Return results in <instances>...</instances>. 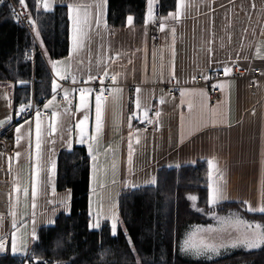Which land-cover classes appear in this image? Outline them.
<instances>
[{
  "label": "crops",
  "instance_id": "0c3cea01",
  "mask_svg": "<svg viewBox=\"0 0 264 264\" xmlns=\"http://www.w3.org/2000/svg\"><path fill=\"white\" fill-rule=\"evenodd\" d=\"M107 1L104 17L106 23ZM68 2L69 0H57L56 4ZM80 2L93 4L94 0H80ZM253 2L255 8L251 7ZM221 3L225 7H221ZM176 11L177 9L170 13ZM164 18L162 24L165 27L161 31V40L158 44L152 42L145 25L135 26L134 19L131 26L127 23L124 27L115 29L107 26V29L101 27L97 30L93 23L90 33L92 38L86 42L84 51L72 55L70 59V53L65 58L56 59L62 61V67L67 68L65 74L69 77L76 75L79 82L86 81L87 74H95L104 66H107L109 76L113 71L120 72L122 75L119 77L117 86L122 91L112 93L111 89L114 86L113 84L110 86V98L102 101L103 129L98 136L95 132L94 95L88 96L89 107L86 110H78L80 105L78 90L69 96L70 104L56 97V100L46 109L50 111L49 115L45 116L40 112L42 140L45 141L42 148L47 154H51L52 149L55 150L54 158L57 166L58 153L62 149L75 145L88 147L87 142L79 143V130L75 127L87 112L89 116L87 132L91 136H97L96 139L102 144L97 155L105 153L102 159L95 156L98 158L95 169L94 160L90 156V189L93 182V169L95 183L100 180L98 176H106L114 168L120 172L121 179L122 176L127 175L126 168L129 166L127 144L129 131H131L134 149L130 166L134 183L132 187H137L139 184H152L144 181L153 179L156 170L161 166H182L198 160H207L209 164L211 160L215 167L209 165V200L211 186L219 183L224 186L227 197L219 203H241L247 209V205L243 203L247 201L253 207H257L261 201H264V92L262 91L264 78L257 80L259 90L255 94L248 88L249 80L238 79L234 75L217 79L212 71H223V68L228 66L232 68V74L234 67L238 65L246 70L258 67L264 74V0H235V4L229 3V0H191V7L186 10V14L180 20L172 19L169 14ZM173 27L176 29L175 36L171 32ZM97 32H99L98 35ZM109 57L112 59L109 60ZM98 61L100 63H97ZM205 75L208 77L207 80L204 78ZM200 76L203 77L204 82L201 86H197L196 79ZM55 79L61 86L57 91H60L62 95V88H75L73 84L61 85L60 81L65 82V80H59L56 77ZM213 86H219L221 90L220 101L214 106L209 103ZM137 87L142 90L140 93L142 104L147 105L149 109L148 119L153 120L154 123L144 119L143 111H138L135 105L132 111H129L127 100L129 89L134 88L135 91ZM171 90L175 92V95L170 94ZM181 91L185 93L183 97ZM201 91L207 98V108L202 106L205 98L199 95ZM161 97L164 98V104H160ZM51 99L52 97L45 104ZM4 102L12 103L11 87L0 86V111ZM189 104H192L191 111L188 108ZM65 107L68 108L67 112ZM208 109L219 113L215 125L212 123ZM54 110L61 114L59 120L63 127H58L52 136H47V125L53 119ZM157 111L161 113L159 118L155 117ZM134 112L140 119L133 118L131 129H129L128 118ZM35 119L36 117L27 120L29 123H21L23 125L21 135L24 139L21 140L19 148L15 144V153L12 156L14 158L16 152L20 151L19 163L13 159L11 171H9V162L6 171L1 166L4 175L8 178V183H2L0 188L7 194L6 201L0 197V203L6 202L0 205V214L8 213L9 215L10 208L16 209L18 213V209H23L25 200L28 201L25 206L30 205V210L34 213L40 208L52 209L62 198L63 202L68 201L67 209L64 206L62 212H67L69 209L71 199V196L68 197L69 190L57 189L56 175L48 183L47 191L39 190L33 201L34 177L30 175V172L33 170L35 159ZM190 121L195 122V127L190 125ZM29 128H31L32 164L27 159ZM182 133L183 143H181ZM136 137H139V144L135 142ZM69 139L71 145L67 143ZM52 140H55L54 144L50 143ZM91 143L93 149L94 140ZM108 153H111L109 158L106 156ZM92 155H94L93 152ZM3 161L1 159L0 163L3 164ZM17 174H19L21 186L19 194L15 191ZM45 179V173L42 172L41 184L45 182ZM25 188L29 191L27 197L23 194ZM17 195H19L18 203ZM42 201H48V204L43 205ZM33 202H35V208L32 207ZM210 206L216 207V205ZM214 210L220 217H241L237 212ZM211 211L212 209L206 213L209 220L207 223L196 224L190 227L191 230H186L179 250L187 235L197 226H217V220L212 217ZM52 212L42 217L52 215L54 217ZM241 218L249 222H257L244 216ZM6 219L0 227V233L4 225H7ZM223 239L227 242L230 237L225 234ZM252 250L244 246L227 247L221 249L214 257Z\"/></svg>",
  "mask_w": 264,
  "mask_h": 264
},
{
  "label": "trees",
  "instance_id": "16d2710c",
  "mask_svg": "<svg viewBox=\"0 0 264 264\" xmlns=\"http://www.w3.org/2000/svg\"><path fill=\"white\" fill-rule=\"evenodd\" d=\"M18 1V0H17ZM28 11L40 32L16 24L12 7L0 4V86L12 88V108L35 100L42 103L53 93L55 79L48 63L69 55L70 20L67 4L54 10L37 12L35 0H27ZM164 18L177 9V0H160ZM148 0H108L107 26L121 28L133 17L135 26H144ZM43 40V52L35 59L26 54ZM41 45V44H40ZM20 81L25 83L21 84ZM90 155L85 145H75L58 153L56 186L70 190V210L57 215L53 224L37 229L29 253L48 264H264V247L217 256L208 262L194 261L180 253L184 233L190 227L206 223L209 205V164L207 160L156 170L155 183L124 188L119 196L121 227L116 235L105 221L99 229L90 228ZM196 195L193 207L189 196ZM220 212H237L241 217L264 223V214L247 211L241 203L223 202L214 208ZM131 238V243L129 239ZM0 254V264H21L23 256L9 248ZM134 248V251H133Z\"/></svg>",
  "mask_w": 264,
  "mask_h": 264
},
{
  "label": "snow or ice",
  "instance_id": "6c2138e0",
  "mask_svg": "<svg viewBox=\"0 0 264 264\" xmlns=\"http://www.w3.org/2000/svg\"><path fill=\"white\" fill-rule=\"evenodd\" d=\"M57 0H35V7L37 12L42 8L46 12H51L54 10V5L56 4ZM155 0H148V21H151L154 18V11H153V4ZM5 0H0V4H4ZM18 3L20 7L23 9V12H17L16 8H12V12L15 15L17 22H19V19L21 16L26 17L28 20L29 25L33 28L35 35L37 38L40 37V32L38 28L36 27V20L32 18L31 13L28 11V3L27 0H18ZM229 3L235 4V0H229ZM105 5L106 0H94L93 4L88 3H82L80 0H69L67 3V16L69 20L71 21V52L69 59L72 55L78 54L82 51H84L86 47V42L91 40V29L93 27V23L95 25V28L99 30L101 27L107 29V23L104 19L105 17ZM221 7H225L223 3L220 5ZM177 11L175 13H169V17H171L174 20H180L181 17H183L186 14V10L191 7V0H177ZM252 8H255V3L253 2L251 5ZM95 9V11H93ZM167 19V18H164ZM133 18L129 16L127 18V23L129 26L132 25ZM146 21V23L148 22ZM165 25H160V30H164ZM171 32L173 36H175L176 29L173 27L171 28ZM99 32H97V35ZM40 44L43 47V40H40ZM257 52L259 53V49H257ZM44 54H47V49H44ZM174 49H173V55H174ZM31 58V55L30 57ZM112 58L109 57V60ZM82 62V61H81ZM48 63L51 65V70L55 74V77L59 80H68L69 75L65 74L67 72L66 67H62V61L60 60H53L49 58ZM97 63H100L99 61ZM131 63V61H129ZM232 71L231 67L225 66L223 68V72L225 75H230ZM122 74L120 72L113 71L111 74V82L113 84V88L111 89L112 93L120 92L122 91L121 88H119L117 85L119 83V77ZM101 77H109V71L107 66H104L101 68L98 72L95 74L89 73L87 74V79L85 81V84H87L90 81L100 79L101 89L100 93L95 96V132L97 136L102 132L103 129V92L105 89L103 88V79ZM204 78L207 80L208 77L205 75ZM21 84L25 83L24 81H20ZM71 83L73 85L78 84L79 81L77 80L76 75H71ZM58 88H61V86L57 83L56 79H53L51 84V91L53 93L52 99L48 101V103L44 104V108L47 109L49 105H51L56 100V93ZM63 91V99L64 101H69V96L73 95L77 89L76 88H62ZM79 91V99H80V105L78 110H86L89 107L88 104V96L91 95L93 89L90 87H80L78 89ZM141 88L137 87L135 89L136 98H135V106L136 109L143 111L144 119L148 120L149 123H154L153 120L148 119V112L149 109L147 105L142 104L140 93ZM184 91H181V96H184ZM201 97L205 98V103L202 105L203 107L207 108L206 103V97L203 91L199 93ZM164 98H160V104H164ZM183 103V101H182ZM33 108V105L31 101L28 103H21L19 110L17 112V115L26 112L27 110ZM189 111L192 109V104L188 105ZM68 111V108L65 107V112ZM210 117L212 118V123L215 125L216 118H218L219 113L213 111L212 109H208ZM160 112L157 111L155 113V117L159 118ZM40 110L35 111V159L33 164V170L30 172V175L34 177L33 184H32V198L33 201H35V197L37 195V192L41 189L44 191H47L48 183L51 182V178L55 177L56 175V161H55V150H51V154H47L46 151L42 148V145L45 143L44 140H42V130H41V120H40ZM53 119L49 121L47 125V136H52L53 133H55L58 129V127H63L62 122L59 120L60 113L58 111H53ZM140 119L139 115H137L136 112H134L131 116H129V124L128 127L131 129V120ZM11 115H7L5 120H0V127H3L5 123L11 122ZM183 122V117L181 118ZM88 121L89 116L87 112H85L82 119H80L75 127L79 130V143L84 144L88 143V150L89 155L92 156V159L95 160L96 157L92 155V143L91 141L96 140L97 136H91L87 132L88 127ZM26 123H29L28 121H25ZM190 125L192 127H195V122L190 121ZM21 125L20 127L15 128L16 137H15V144L16 147H20L21 140L24 139V137L21 135ZM183 127V123H182ZM133 133L129 131V139H128V164L131 166L132 159H133ZM136 144L140 143L139 137H136L135 139ZM28 149H27V159L30 164H32V140H31V128L28 130ZM50 143L54 144L55 140L50 141ZM69 145H71V140L69 139L67 141ZM181 143H183V133L181 134ZM21 156V152L17 151L15 154V157H8L9 161V171H11V162L13 159L19 163V158ZM209 165L211 167H215V164L213 161H209ZM44 172L46 179L43 184H41L40 176L41 173ZM155 178L151 180V183H155ZM15 191L17 194L21 192V186L19 184V174H17V180L15 182ZM52 191L55 192L54 184L52 185ZM23 194L25 197L29 195V191L27 188L23 189ZM71 193L70 190L68 192V197L70 198ZM224 186L222 184L216 183L211 186V195L209 203L210 205H217L221 200L226 199ZM11 199V196H10ZM189 200L193 202V207L198 212H203L204 210L202 208H199L196 206V201L198 200V197L196 196H189ZM19 202V195H17V203ZM64 206L67 209V203L68 201L65 200ZM245 205H247V211L249 212H258L261 214H264V201H261L259 206L253 207L249 202L244 201ZM35 202H33L32 207L35 208ZM10 215L13 217L12 227L16 228V221L15 216L16 212L14 209L10 208ZM211 215L214 219L217 220V226L213 227L209 225L208 227L204 226H197L196 229L187 235V237L184 240V243L181 247V252H183L186 255H194L197 257L204 256L208 259H211L212 256L218 255L220 250L227 247H238V246H244L249 250L257 249L264 247V223L260 222H249L247 220H244L243 218L239 216H228V217H220L217 216L214 208L211 211ZM117 217L114 214L112 216V223H111V232L113 235L117 234ZM4 217L0 215V227L3 226ZM35 221L33 220V224ZM49 224L54 225V221L49 220ZM90 228L93 229H99L100 224L99 222L92 223L90 225ZM227 234L230 239L225 242L223 239V236ZM31 238L32 239H38L35 228L33 227V230L31 232ZM129 243H131V238L129 237ZM17 237L15 232L12 233V242H11V252L13 254H16L18 251L17 248ZM6 250V242L2 237H0V253L4 252ZM134 251V248H133ZM23 255L27 256L29 260L33 261V264H48L47 261H41L38 257H32L29 256L27 251H23ZM137 264L139 262L137 261Z\"/></svg>",
  "mask_w": 264,
  "mask_h": 264
},
{
  "label": "rangeland",
  "instance_id": "374dc122",
  "mask_svg": "<svg viewBox=\"0 0 264 264\" xmlns=\"http://www.w3.org/2000/svg\"><path fill=\"white\" fill-rule=\"evenodd\" d=\"M160 3V0H157ZM26 59L31 60L30 58H27V54H26ZM49 99V97L45 98L43 100L42 103L45 104V102ZM7 100V99H6ZM36 102L35 100H33L31 103ZM41 103V104H42ZM4 106L5 109L9 108L12 110H17L20 106H18L16 109L12 108V103L10 102H4ZM1 109H3L2 105H1ZM130 111V110H129ZM127 113H128V109H127ZM25 122V121H24ZM23 123V122H22ZM21 125V123L17 124L16 126ZM94 147L92 149V152L94 153V156L99 157V159H102L103 154L105 153H99L98 154V150L102 147V144L96 139L94 140L93 143ZM127 155H128V151H127ZM109 157H111V153H108V155H106ZM96 157V159L94 160V169H95V165H96V161L98 160V158ZM4 159L3 164L0 163V188L2 186V183H8L7 180L8 178L4 175L3 169L1 168L4 167L5 171L6 166L8 164V157L4 154L0 152V160ZM6 163V165H5ZM94 169H93V182L91 184V190H90V206H89V212L91 215V224L95 223V222H99L100 227L104 224L105 221H108L110 224L112 223V216L115 214L117 219V232L120 229L122 224L121 220H120V215H119V211H118V205H119V196L121 191L124 188H128V187H132L134 186L133 180L131 178V168L130 165L126 168L127 171V175L122 176V179L119 177L120 172L114 168L106 174V176L101 175L98 176L100 178V180L95 183V175H94ZM153 178H155V176H153ZM151 178H149V180L144 181L146 183H151ZM140 185V184H139ZM196 196V195H193ZM0 197L3 199V201L7 200V194L4 191L0 190ZM63 200L60 199V202L58 205H55L54 207H52V209L49 208H40L38 209L35 213L30 210V205L29 206H25L28 201H24V207L22 210H19L18 208V213L16 212V216H15V221H16V228L12 227V222H13V217L10 216V214L8 215V213H4V214H0L6 219V223L3 230L0 233V237H2L3 239L6 236H9L10 242H9V247H10V251H11V242H12V233L15 232L16 237H17V255H21V256H25L23 255V251H27L29 252L30 250V246L31 243L34 239L31 238V232L33 230V227L35 228V232H37V229L42 226V225H46L49 224V220L54 221L55 218L57 217L58 214H60L63 211V207H64V203H61V201ZM63 202V201H62ZM70 202V200H69ZM6 202H2L0 203V205L5 204ZM42 204H48V201H42ZM19 207V205H18ZM65 210V209H64ZM70 210V207L68 209V211ZM50 211H53L52 213L54 214L52 216H45L42 217L43 215H47ZM11 219H10V218ZM34 218V219H33ZM33 220L35 221V223L33 224ZM5 221V220H4ZM209 220H207L208 222ZM206 222V223H207ZM90 224V225H91ZM123 225V224H122ZM195 226V225H194ZM9 229V231H8ZM93 229V228H92ZM192 228H189L187 230H191ZM186 233V231H185ZM184 233V235H185ZM7 248V246H6ZM7 250V249H6ZM5 250V251H6ZM4 251V252H5ZM231 251V250H228ZM2 252V253H4ZM233 252V251H231ZM0 253V254H2ZM180 253L183 256H187L188 258L194 260V261H200V262H208L210 260H212L214 258V256H212L211 259H208L204 256L201 257H197L194 255H186L183 252H181L180 249ZM230 253V252H229ZM228 254V253H227ZM139 264L140 261H138Z\"/></svg>",
  "mask_w": 264,
  "mask_h": 264
},
{
  "label": "built area",
  "instance_id": "2783aa9c",
  "mask_svg": "<svg viewBox=\"0 0 264 264\" xmlns=\"http://www.w3.org/2000/svg\"><path fill=\"white\" fill-rule=\"evenodd\" d=\"M5 2L7 4H9L12 8L15 7L16 11L19 12H23V9L20 7L18 1L16 0H5ZM153 11H154V18L151 21H148V10H147V14H146V19H145V28L147 29L148 33L151 36L152 42L154 44H158L161 40V30H160V25L163 22V17H162V13H161V6L159 1L155 0L154 4H153ZM15 17V15H14ZM15 21L16 24L21 26V27H26V28H32L26 17L21 16V18L19 19V22H17V19L15 17ZM146 21H148L146 23ZM44 54L43 49L41 47V45L37 42V46L32 49L31 51H29L27 53V58L30 57L31 55V60L35 59V57L37 56V54ZM212 74L214 77H216L217 79L220 78H229L232 77L234 75V77L238 78V79H245V80H249L248 83V88L251 89L253 92H255V94L258 92L259 90V86L257 85V80L259 78H264V74L262 73L261 69L258 67H253L250 69H242L240 68L238 65H236L233 69L232 74L230 75H225L223 71H212ZM111 76L106 77L103 79V88L105 89V91L103 92V100H106L108 98H110V86L112 85ZM196 85L197 86H201V84L204 82V79L202 76L198 77L196 79ZM60 84L65 86V85H72L71 83V77H69L68 80H65V82L60 81ZM77 90L80 87H90L93 89L91 95L96 96L97 94L100 93V89H101V84H100V79H96L93 81L88 82L87 84H85V81H81L78 84L73 85ZM262 91L264 92V85L262 87ZM170 94L175 95V92L173 90H171ZM57 99L60 101H63V95L60 91H57V93L55 94ZM52 96H50L49 98H51ZM135 91L134 88H130L129 89V94H128V103H129V110L132 111V109L134 108L135 105ZM221 98V90L219 86H213L212 90L210 92V96H209V103L210 105L214 106L216 105ZM33 108L27 110L24 113H21L19 115H17V112L19 110V108L17 110H12L9 108L5 109L4 104H2L3 109L0 111V120L6 118L7 115H11L12 119L10 123H5L3 127H0V151L3 152L6 156L8 157H12L15 153V127L17 124L22 123L24 121H27L29 119H32L35 117V111L38 109L40 110V112L47 116L50 114L49 110H46L44 108V103H36L33 102L32 103ZM9 236H6L4 238V241L6 242V246H7V241H8ZM29 256L35 257L34 255H31L28 252ZM21 264H33V261L29 260L27 256H24L21 259Z\"/></svg>",
  "mask_w": 264,
  "mask_h": 264
},
{
  "label": "bare ground",
  "instance_id": "6f19581e",
  "mask_svg": "<svg viewBox=\"0 0 264 264\" xmlns=\"http://www.w3.org/2000/svg\"><path fill=\"white\" fill-rule=\"evenodd\" d=\"M17 1V0H16ZM1 152V151H0ZM1 153H3V152H1ZM8 157V156H7ZM4 160V159H3ZM7 182H8V180H7ZM7 245H8V243H7ZM7 249V248H6ZM24 257V256H23Z\"/></svg>",
  "mask_w": 264,
  "mask_h": 264
},
{
  "label": "water",
  "instance_id": "95a60500",
  "mask_svg": "<svg viewBox=\"0 0 264 264\" xmlns=\"http://www.w3.org/2000/svg\"><path fill=\"white\" fill-rule=\"evenodd\" d=\"M6 118H4V119H1V120H5Z\"/></svg>",
  "mask_w": 264,
  "mask_h": 264
}]
</instances>
